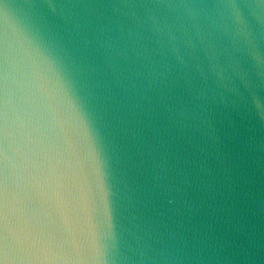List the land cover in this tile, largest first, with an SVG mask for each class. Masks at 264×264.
I'll return each mask as SVG.
<instances>
[{
  "label": "clouds",
  "instance_id": "obj_1",
  "mask_svg": "<svg viewBox=\"0 0 264 264\" xmlns=\"http://www.w3.org/2000/svg\"><path fill=\"white\" fill-rule=\"evenodd\" d=\"M264 23V3L251 5ZM5 89L29 105L17 179L23 221L4 259L75 229L62 264H250L264 251V49L231 0L217 5L34 0L5 6ZM76 154L89 195L74 218L45 192ZM122 175L113 224L108 178ZM102 173L105 193L91 191Z\"/></svg>",
  "mask_w": 264,
  "mask_h": 264
},
{
  "label": "snow or ice",
  "instance_id": "obj_2",
  "mask_svg": "<svg viewBox=\"0 0 264 264\" xmlns=\"http://www.w3.org/2000/svg\"><path fill=\"white\" fill-rule=\"evenodd\" d=\"M28 110V101L23 92L17 94L14 105L6 94L4 53L3 48H0V261L4 259L3 246L11 244L10 238L5 239V214L14 223H21L30 197L28 189L17 179L21 157L27 150ZM44 190L74 218L78 201L89 195L80 176L75 153L65 168L50 176ZM104 193V179L102 173H99L90 195L99 200ZM76 240L73 228L56 238H45L28 248H17L16 253L19 255L29 251L32 255L43 257L31 264H62L48 257L73 250ZM12 264L22 262L13 261Z\"/></svg>",
  "mask_w": 264,
  "mask_h": 264
},
{
  "label": "water",
  "instance_id": "obj_3",
  "mask_svg": "<svg viewBox=\"0 0 264 264\" xmlns=\"http://www.w3.org/2000/svg\"><path fill=\"white\" fill-rule=\"evenodd\" d=\"M34 0H0V48H3L5 35L9 37L13 44L22 40V36L16 34L14 21L11 19L5 20L3 11L5 6H13V8H20ZM85 2L92 3H120L124 0H85ZM137 3H172V4H201V5H217L226 2V0H133ZM231 2L240 5L241 13L257 38V43L261 49H264V23H261L251 12V5L262 4L264 0H231ZM251 78L261 83L264 87V81H260L255 71L251 73ZM111 174L108 178V184L111 188L112 195L111 208L113 224L119 226L120 217L125 212V198L122 191V175L119 167L113 162L110 170ZM250 264H264V251L260 252Z\"/></svg>",
  "mask_w": 264,
  "mask_h": 264
}]
</instances>
